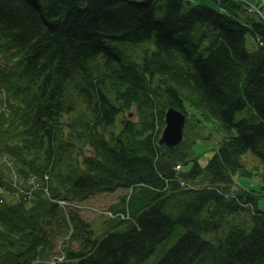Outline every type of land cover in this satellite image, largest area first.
I'll use <instances>...</instances> for the list:
<instances>
[{
    "label": "trees",
    "instance_id": "1",
    "mask_svg": "<svg viewBox=\"0 0 264 264\" xmlns=\"http://www.w3.org/2000/svg\"><path fill=\"white\" fill-rule=\"evenodd\" d=\"M211 2L0 0V264H264V212L234 180L264 195V10ZM146 40L139 63L107 43ZM118 189L90 220L85 200Z\"/></svg>",
    "mask_w": 264,
    "mask_h": 264
},
{
    "label": "rangeland",
    "instance_id": "2",
    "mask_svg": "<svg viewBox=\"0 0 264 264\" xmlns=\"http://www.w3.org/2000/svg\"><path fill=\"white\" fill-rule=\"evenodd\" d=\"M209 1L211 2V0H209ZM260 2L264 6V0H260ZM241 16H242L243 20H246L248 18H252L251 13H249L247 11L242 12ZM107 43L114 44L117 47H119V49L122 52V55L125 58H128V59H130L134 62H137V63L141 62L143 50H144V48H146L148 46L147 44H149V47L152 49V47H151L152 45L150 44L151 43L150 40H146L145 44L142 43V44H138V45H133V44H128V43H118V42H113V41H107ZM246 46H247L248 50H250V51L253 50V41H252V38L250 35L246 36ZM244 115H245V112H237L235 114L234 120L237 121L240 118H242ZM129 116L132 117V114H130ZM117 118H116V120H117ZM205 131H206L207 135L208 134L210 135L209 138L197 140L196 145L194 147L196 153L199 154L198 159H199V164L201 166H203L208 161V159L210 158V156L212 154V149L216 146V142L218 140H220V137H222L221 134H219L213 128H210L209 125L206 127ZM241 163L243 165H245L247 168H250V167L254 166L255 164H257L258 160L255 156H253L251 154V152H247L241 158ZM234 180L237 183V185L245 187V189L252 191L253 192L252 194L257 196V198H256V209L260 212H264V195H262L260 193V179L257 176L253 175L250 177H235ZM125 194H126L125 190H122V189H118L114 192H108V194H101L100 195L101 197H99V200H96L97 201L96 205L98 207H101V208L109 207V206L113 205L114 202L116 203L117 201H119V198ZM87 215L89 216L90 220L96 219L95 215H92L89 213ZM101 221H102V219L100 218L99 220L92 223V226L96 230V233H97V229H98V226L101 223ZM101 236H102V233L97 234V238H100ZM202 237L205 239H211L212 234H203ZM161 251L159 249L157 250V254L155 255L156 258H158ZM152 263H153V260L151 258L148 260L147 264H152Z\"/></svg>",
    "mask_w": 264,
    "mask_h": 264
},
{
    "label": "water",
    "instance_id": "3",
    "mask_svg": "<svg viewBox=\"0 0 264 264\" xmlns=\"http://www.w3.org/2000/svg\"><path fill=\"white\" fill-rule=\"evenodd\" d=\"M261 18L263 19V17ZM185 119V115L182 112L173 108L167 109L164 114V128L158 139V143L164 144L167 147H173L179 144L182 140Z\"/></svg>",
    "mask_w": 264,
    "mask_h": 264
},
{
    "label": "crops",
    "instance_id": "4",
    "mask_svg": "<svg viewBox=\"0 0 264 264\" xmlns=\"http://www.w3.org/2000/svg\"><path fill=\"white\" fill-rule=\"evenodd\" d=\"M260 1V0H259ZM260 5H261V7L263 8V10H264V6L261 4V2H260Z\"/></svg>",
    "mask_w": 264,
    "mask_h": 264
}]
</instances>
